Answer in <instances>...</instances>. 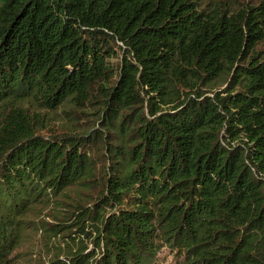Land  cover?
<instances>
[{
    "label": "trees",
    "instance_id": "16d2710c",
    "mask_svg": "<svg viewBox=\"0 0 264 264\" xmlns=\"http://www.w3.org/2000/svg\"><path fill=\"white\" fill-rule=\"evenodd\" d=\"M263 43L264 0H0V264L72 185L89 207L43 227L91 245L48 264H264ZM94 103L101 131L41 133Z\"/></svg>",
    "mask_w": 264,
    "mask_h": 264
},
{
    "label": "rangeland",
    "instance_id": "374dc122",
    "mask_svg": "<svg viewBox=\"0 0 264 264\" xmlns=\"http://www.w3.org/2000/svg\"><path fill=\"white\" fill-rule=\"evenodd\" d=\"M229 3L252 4L258 0H224ZM257 49H263L264 43L259 44ZM120 57H114L113 61L119 62ZM229 76L224 75L220 80L210 84L207 92L212 94L214 91L222 93L229 85ZM141 91V90H140ZM141 94L147 99V94L141 91ZM147 102V101H146ZM146 104V103H144ZM98 103L86 104L79 108H66L60 106L54 110H40V117L44 118L45 128L41 133L46 136L52 135H77L89 134L93 129L101 131V123L99 121V113L97 112ZM97 112V113H96ZM87 148L90 153H93L96 158H101L99 139L93 141L91 138L88 140ZM96 191H82L78 186L72 185L64 189L63 192L53 196V201L49 205L42 203L35 207L28 216V227L25 229L23 237L19 245L14 249L11 254L12 264H48L49 259L54 255H61L62 250L66 248L68 251L71 247H76L72 237H78L80 244L82 242L91 245V241L86 237L77 233V227L72 226L64 233L67 234L62 237L63 233L54 236L51 232H45L43 226L54 224L60 220L73 223L70 218L75 215L76 207L87 206L89 207L92 198ZM64 218V219H63ZM74 218V217H73ZM87 225V223H86ZM76 231V233H74ZM68 235H71L70 237ZM74 237V238H75ZM171 256H168L165 264H169Z\"/></svg>",
    "mask_w": 264,
    "mask_h": 264
}]
</instances>
